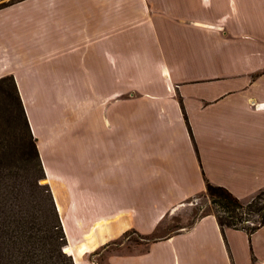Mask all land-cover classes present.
<instances>
[{
  "label": "crops",
  "instance_id": "obj_1",
  "mask_svg": "<svg viewBox=\"0 0 264 264\" xmlns=\"http://www.w3.org/2000/svg\"><path fill=\"white\" fill-rule=\"evenodd\" d=\"M8 75L74 264L153 234L206 181L243 202L264 190V0H19L0 9ZM120 249L108 264H264V228L208 215Z\"/></svg>",
  "mask_w": 264,
  "mask_h": 264
},
{
  "label": "trees",
  "instance_id": "obj_2",
  "mask_svg": "<svg viewBox=\"0 0 264 264\" xmlns=\"http://www.w3.org/2000/svg\"><path fill=\"white\" fill-rule=\"evenodd\" d=\"M45 180L15 79L1 77L0 264H74L72 256L66 254L70 251L65 248L67 238L51 189L42 183ZM205 192L218 211L202 217L213 215L223 232L239 230L251 237L264 228V190L248 203L209 181ZM154 239L159 240H150Z\"/></svg>",
  "mask_w": 264,
  "mask_h": 264
},
{
  "label": "rangeland",
  "instance_id": "obj_3",
  "mask_svg": "<svg viewBox=\"0 0 264 264\" xmlns=\"http://www.w3.org/2000/svg\"><path fill=\"white\" fill-rule=\"evenodd\" d=\"M17 1L19 0H12L6 3H1L0 9L12 5ZM219 62L222 65L227 62V59L220 58ZM133 96H135V93L126 95V97ZM46 182L47 181H42L43 184H45ZM205 193L206 192H204L202 195L196 196L193 199L186 201L172 214L167 215V217L161 222V224L158 226V229H156L153 234L143 235L134 229L129 230L118 240L109 243L106 249L104 247L98 250L94 254L87 256V259L95 264H108L109 252H111V250H117L119 249V247L121 248L119 252L123 253L143 252L147 249L150 243L156 242L155 239L150 240L153 237H156L160 240V238H163L169 233H172L174 231L178 232L189 227L191 224L199 220L204 214L211 211H218V209L211 204L210 199L208 198V196H206ZM251 200L244 201V203H248ZM146 238H149V240Z\"/></svg>",
  "mask_w": 264,
  "mask_h": 264
},
{
  "label": "bare ground",
  "instance_id": "obj_4",
  "mask_svg": "<svg viewBox=\"0 0 264 264\" xmlns=\"http://www.w3.org/2000/svg\"><path fill=\"white\" fill-rule=\"evenodd\" d=\"M83 249L80 250L79 254L76 256L77 257L76 259H78V257H80V255L83 253V251H84Z\"/></svg>",
  "mask_w": 264,
  "mask_h": 264
}]
</instances>
